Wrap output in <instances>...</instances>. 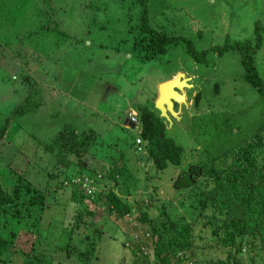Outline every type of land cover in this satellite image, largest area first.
I'll list each match as a JSON object with an SVG mask.
<instances>
[{
	"label": "rangeland",
	"instance_id": "374dc122",
	"mask_svg": "<svg viewBox=\"0 0 264 264\" xmlns=\"http://www.w3.org/2000/svg\"><path fill=\"white\" fill-rule=\"evenodd\" d=\"M118 1L126 0H102V6L99 0H0V33L9 27L20 34V41L16 44L9 47L0 45V113H8L26 94L21 85V75L14 78L12 73L23 72V62H26L33 47L47 55L42 53L40 58L30 62L32 77L39 83L51 86V91H42L47 102L59 98L58 101L44 103L38 114H27L11 121L5 151L9 149L10 154L15 155L11 154L12 157L21 160L24 159V152L34 151L35 155L28 158L32 161L31 176L35 183H41L46 178L43 172L50 169L52 162L41 142L46 143L53 132L65 123H71L78 131L92 129L97 134L89 148V164L92 165V161L97 165L104 161H120L121 149L127 157L131 153L126 141L139 128L138 125L127 126L130 105L138 103L151 108L159 83L169 79L172 73L171 77L183 72L191 78L192 84L184 88L186 104L180 105L179 118L171 117L170 122L165 119L168 123L166 134L183 146L182 164L176 167L169 165L159 174L150 168L147 176L156 175L152 181L150 177L145 180L144 175L137 174L142 181L133 193L144 194V203L139 206L133 204V195L127 196V200L133 204V211L125 218L130 220L145 214L155 221L162 216H171L177 222L183 221L180 219L191 221L193 215L199 212L196 209L198 200H189V193L185 189L174 187L172 183L178 172L182 173L188 162L218 156L243 143L259 122L258 92L243 78L238 54L227 51L218 55L211 47L223 44L226 38L231 41L252 39L256 24H260L264 32V0H159L170 2L169 8L187 16L182 21L189 22V31L195 36L192 44L197 50L208 49L203 61L190 58L182 43L152 60H139L135 53L127 50V42L119 40L129 38L125 35L128 33L125 24L134 9L128 8L126 3L120 6ZM51 6L53 8L48 11L53 14L52 20L57 29L51 23L50 27L28 37V28H35L34 15H39L43 7ZM134 13L129 18L130 24L137 21L138 13ZM93 20L94 25L90 24ZM58 30L66 31L65 34L69 36L62 39L64 34H59ZM197 33L201 36H197ZM261 39L262 44L255 59L256 68L264 81V33ZM118 45L120 50L114 47ZM26 68L29 69L27 65ZM66 77L70 82L78 77L76 85L71 87L69 82L66 85L69 87H66ZM197 92L201 95L199 108L194 105ZM178 106L175 104L176 109ZM229 127L233 132L226 134ZM8 155L2 152L0 159H9L11 156ZM3 169L0 167V171ZM196 179L201 182V187H195L197 192L213 184L205 176ZM60 191L59 197L68 200L66 203L69 204L70 190L63 187ZM85 204L93 212L83 216L88 225L81 224L78 231L71 230L66 224L67 211L63 203L60 208L51 205L52 209L38 225L34 250H31L29 239L33 240L35 236L23 234L17 241L20 249L16 251L11 248L6 256L11 260L0 261V264H130L132 253L129 247L123 246L124 242L129 241L126 233L131 232L130 225L125 221L127 219L117 218L113 221L106 216L100 202V205ZM14 224L18 225L16 222ZM131 226L137 242L141 237L146 238L142 252L137 251V255L140 254L139 263L154 264L150 255L151 241L149 236L145 237L148 221L135 220ZM34 227L35 222L28 219L25 228L30 230ZM82 228H86L88 233L83 234ZM94 228L103 233L97 235ZM86 235L88 238H84L87 240H82ZM85 251L89 252V257L79 261L78 258Z\"/></svg>",
	"mask_w": 264,
	"mask_h": 264
},
{
	"label": "trees",
	"instance_id": "16d2710c",
	"mask_svg": "<svg viewBox=\"0 0 264 264\" xmlns=\"http://www.w3.org/2000/svg\"><path fill=\"white\" fill-rule=\"evenodd\" d=\"M99 3L102 6V0H99ZM117 3L120 6L126 3L129 5L128 8H133L134 12L138 13L137 21L130 24L129 18L135 13L129 12L128 23L125 24L128 32L125 35L129 38L119 40L126 41L127 50L135 53L139 60H152L173 50L180 43L184 44L190 58L195 61L204 60L208 49L197 50L194 47L191 40L195 36L189 31V22L182 21L187 16L169 8L170 2L126 0ZM52 8L53 6L43 7L39 15L37 13L34 15L35 28H28L26 31L28 37L36 31L50 27L53 23V14L48 10ZM95 8L98 9L97 6ZM90 24L94 25L95 20ZM53 27L57 29L54 23ZM261 28L260 24L255 25L252 39L231 41L226 38L223 44L211 47L218 55H223L227 51L238 54L243 68V78L258 92L259 122L243 143L218 156L188 162L183 167L184 174L178 172L176 180L174 179L172 183L174 187L185 189L189 193L187 196L189 200L192 198L198 200L196 209L199 212L193 215L191 221L180 219L183 221L177 222L171 216H162L155 221L145 214L135 219L125 218L133 211V204L139 206L144 203L142 200L144 194L133 193L135 187L142 181L137 174H141L142 177L144 175L145 180L150 177L149 180L152 181L156 175L147 176L150 168H154L159 174L169 165L176 167L182 164L183 146L166 134L168 123L159 115L153 104L151 108L138 103L130 105L127 126L131 112L135 111L136 122L133 123V127L138 125L139 128L136 134L126 141L131 153L127 157L126 152L121 149L120 161L112 163L104 161L99 165L92 161L93 166L89 164V148L97 134L92 129L78 131L71 123H65L63 127L53 132L46 143L41 142V146L43 145L52 160L50 169L43 172L46 178L42 184L35 183L31 176L32 161L28 158L35 155L34 151L24 152L23 160L12 157L15 155L12 153L11 155L9 149L5 151L8 146L5 139L10 122L27 114H38L47 102L42 91L44 89L51 91L48 83H39L32 77L33 72L29 68L33 59L40 58L42 53L47 54L35 47L31 48L30 56L26 60L28 62H23V72L12 73L14 78L18 74L21 75V85L25 88L26 94L8 113H0L2 145L0 156L2 152L11 156L4 161L0 159V167L4 168L0 171V261L11 260L6 256L11 248L16 251L20 249L17 241L23 234L35 236L33 240L29 239L31 250H34L37 244L34 241L38 238V225L43 216L52 209L51 205L60 208L62 202L67 211L66 224L71 230L78 231L81 224H89L87 220H83V216L93 213L85 203L95 205L100 202L101 207L106 210L104 211L106 216L111 217L113 221L125 218L130 225L131 232L126 233L129 241L123 243V246L129 247L132 253L130 264H140V254L137 255V251L142 252L143 246H146L143 243L146 238L141 237L139 242L133 238L134 231L131 225L135 220L140 222L147 220L149 223L145 237L149 236L151 241L150 255L154 264H264V81L256 68L255 59L262 44L261 37L264 32ZM65 32L58 30L59 34H64L62 39L69 36ZM197 36L201 34L197 33ZM0 45L3 43L0 42ZM84 47L87 48V45L84 44ZM114 47L120 50L119 45ZM77 81L78 77L73 82L66 77L65 86L70 82L73 87ZM58 85L61 86L60 83ZM200 98L201 95L197 92L194 97L196 108H199ZM58 100L59 98L55 97L53 101ZM152 100L154 101V98ZM53 101H48L47 104ZM232 132V128L229 127L225 133ZM200 176L209 178L213 184L197 192L195 187L200 186L201 182L196 177ZM92 186L94 189L91 192L84 191L85 188ZM63 187L70 190L69 204L66 203L68 200L59 197L60 189ZM129 195H133V204L127 200ZM28 219L33 220L36 227L27 230L25 226ZM13 220L18 225H15ZM31 225L34 223L31 222ZM81 231L83 234L88 233L86 228H82ZM94 233L101 235L103 231L94 228ZM88 235L83 236L82 240H87ZM87 253L89 254L88 251L81 253L78 260H86L89 257Z\"/></svg>",
	"mask_w": 264,
	"mask_h": 264
},
{
	"label": "water",
	"instance_id": "95a60500",
	"mask_svg": "<svg viewBox=\"0 0 264 264\" xmlns=\"http://www.w3.org/2000/svg\"><path fill=\"white\" fill-rule=\"evenodd\" d=\"M191 78L185 76L183 72H177L175 76L164 80L158 85L157 97L154 101V107L159 111V115L164 117L167 121H171V117L179 118L178 110L174 109V103L186 104L185 87H190L188 81ZM129 124L134 126L133 123Z\"/></svg>",
	"mask_w": 264,
	"mask_h": 264
},
{
	"label": "crops",
	"instance_id": "0c3cea01",
	"mask_svg": "<svg viewBox=\"0 0 264 264\" xmlns=\"http://www.w3.org/2000/svg\"><path fill=\"white\" fill-rule=\"evenodd\" d=\"M19 35L20 34L17 31L16 33H14L12 30H10L9 27H6V31L5 32L2 31V33H0V42H2L5 47H9L11 45L16 44L18 41H20ZM185 97H186V94H185Z\"/></svg>",
	"mask_w": 264,
	"mask_h": 264
},
{
	"label": "built area",
	"instance_id": "2783aa9c",
	"mask_svg": "<svg viewBox=\"0 0 264 264\" xmlns=\"http://www.w3.org/2000/svg\"><path fill=\"white\" fill-rule=\"evenodd\" d=\"M135 115H136V112H135V111H132L131 114H130V119H129L130 122H133V123L136 122V117H135ZM85 190H86L87 192H91L92 187H90V188H85Z\"/></svg>",
	"mask_w": 264,
	"mask_h": 264
},
{
	"label": "flooded vegetation",
	"instance_id": "af4514ba",
	"mask_svg": "<svg viewBox=\"0 0 264 264\" xmlns=\"http://www.w3.org/2000/svg\"><path fill=\"white\" fill-rule=\"evenodd\" d=\"M175 104H176V103H174V106H173V107H174L175 110H178V109H179V110H178V113H179V112H180V106H178V109H176ZM181 104H182V103H180V105H181ZM181 107H182V106H181Z\"/></svg>",
	"mask_w": 264,
	"mask_h": 264
},
{
	"label": "clouds",
	"instance_id": "9594fccd",
	"mask_svg": "<svg viewBox=\"0 0 264 264\" xmlns=\"http://www.w3.org/2000/svg\"><path fill=\"white\" fill-rule=\"evenodd\" d=\"M185 99L187 100V98L185 97ZM130 121H128V123H129ZM130 123H133V122H130ZM94 189V186H92V190ZM86 191V190H85ZM87 192V191H86Z\"/></svg>",
	"mask_w": 264,
	"mask_h": 264
},
{
	"label": "bare ground",
	"instance_id": "6f19581e",
	"mask_svg": "<svg viewBox=\"0 0 264 264\" xmlns=\"http://www.w3.org/2000/svg\"><path fill=\"white\" fill-rule=\"evenodd\" d=\"M178 115H179V113H178Z\"/></svg>",
	"mask_w": 264,
	"mask_h": 264
}]
</instances>
